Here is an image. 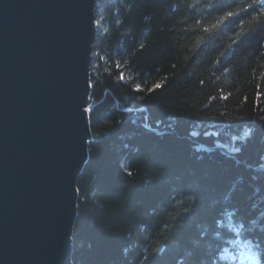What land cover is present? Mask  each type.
<instances>
[{
  "label": "trees",
  "instance_id": "obj_1",
  "mask_svg": "<svg viewBox=\"0 0 264 264\" xmlns=\"http://www.w3.org/2000/svg\"><path fill=\"white\" fill-rule=\"evenodd\" d=\"M95 16L92 140L77 181L72 264H227L223 249L251 222L242 190L264 192L260 6L97 0ZM159 81L164 86L149 91ZM214 139L234 141L237 161L196 160L195 145ZM133 146L136 153L121 157ZM237 175L250 184L236 189Z\"/></svg>",
  "mask_w": 264,
  "mask_h": 264
},
{
  "label": "water",
  "instance_id": "obj_2",
  "mask_svg": "<svg viewBox=\"0 0 264 264\" xmlns=\"http://www.w3.org/2000/svg\"><path fill=\"white\" fill-rule=\"evenodd\" d=\"M97 0H0V264H72Z\"/></svg>",
  "mask_w": 264,
  "mask_h": 264
},
{
  "label": "bare ground",
  "instance_id": "obj_3",
  "mask_svg": "<svg viewBox=\"0 0 264 264\" xmlns=\"http://www.w3.org/2000/svg\"><path fill=\"white\" fill-rule=\"evenodd\" d=\"M156 132L161 133L160 131H156ZM212 134L218 135V133L216 131L212 132ZM233 143H234V141H231V144H229L228 142L224 143V142H221V141L214 139L212 144H199L198 146H201L207 150H211L210 154H209L210 156H213V157L226 156V157H229L230 159H234L237 161V159H236L237 154H239L240 152H239L237 147L233 148ZM218 151L221 154L218 153ZM213 152H217V153L215 154ZM204 159H206V158H204ZM262 165H264V164H262ZM257 168L260 169L261 164H259L257 166ZM237 176H238L237 177L238 180H237V183L235 184V188L238 186V184L240 183V180L242 179L241 175H237ZM231 191L234 192L235 190L232 189ZM236 192H238V191H236ZM250 193H251L250 191H246L243 194H241V196H239V199H242L244 201V203L246 204V207L249 205L250 202L248 201L247 197H244V195L246 194V196H247ZM261 193H262V191H261ZM255 195L256 196H250L249 197V200L253 201L252 204L254 207V208H251L250 218H251V224L258 225V227H255V231H254L255 240L258 241L259 236L263 237V227L261 225H262V222L264 220V192L261 194V195H263V197L258 196V195H260V192L255 194ZM245 208H243V209H245ZM248 209H250V207ZM258 209H260V212L258 211Z\"/></svg>",
  "mask_w": 264,
  "mask_h": 264
},
{
  "label": "rangeland",
  "instance_id": "obj_4",
  "mask_svg": "<svg viewBox=\"0 0 264 264\" xmlns=\"http://www.w3.org/2000/svg\"><path fill=\"white\" fill-rule=\"evenodd\" d=\"M96 5H97V2H96ZM95 18H96V16H95ZM95 24H96V20H95ZM96 27H97V25H96ZM97 29H98V27H97ZM97 37H98V34H97ZM97 40V39H96ZM93 47H94V44H93ZM92 58H93V52H92ZM92 65V64H91ZM90 83H91V81H90ZM90 105H91V95H90V102H89V104L86 106V108H89L90 107ZM89 113V112H88ZM137 123V122H136ZM133 131V133H135V131H137V125L136 126H133V129H132ZM249 135H250V132L249 131H246L244 134H243V136H241V138L240 139H245V138H247V137H249ZM128 146V145H127ZM129 146H132L131 144L129 145ZM134 147V146H133ZM133 147H131L132 149L131 150H136V151H131V150H127V152L125 151V150H123V155L121 154V157H125V158H127L128 156H130V154H131V152H134V153H136L137 151H138V148H133ZM129 148V147H128ZM191 153H192V151H191ZM193 154H194V156H198L197 157V159L196 160H198V161H204V160H206V159H204V158H207V159H209V157H210V159H211V156H207L206 154H204V153H202V152H196V151H194L193 152ZM189 157L190 158H194L193 157V155L192 154H190L189 155ZM88 159H89V154H88ZM88 161V160H87ZM87 163V162H86ZM240 182L243 184V183H249L250 184V181H248V179L247 178H244V179H241L240 180ZM248 184V185H249ZM252 185V184H251ZM253 188H255L254 186H253ZM237 190L235 189V194H237L238 192H236ZM246 191H251V189H247V186H245V188L242 190V192H246ZM260 192V194H261V190L259 189V188H255L254 190H252V192L250 193V194H248L247 196H246V194L244 195V197H247L248 198V201L250 202L249 203V205L248 206H250V208H254L253 207V201H251V200H249V197L250 196H256L255 194H257V193H259ZM79 196V195H78ZM258 196H260V195H258ZM261 197V196H260ZM259 197V198H260ZM224 200H226V198H224ZM232 201L234 202V203H240L239 201H237L236 199H232ZM230 203H232V202H230ZM231 205V204H230ZM258 211L260 212V209H258ZM76 220V219H75ZM232 223V221H228V225L229 224H231ZM75 224V223H74ZM251 225V223H249V224H247V226H245V228L243 229V231H245L244 233L246 234V236H251L252 234L254 235V232H251V231H249V229L250 230H254L255 231V227H253L252 225ZM242 228H243V225H242ZM74 230V229H73ZM222 254H223V259L225 260V254H224V249H223V251H222Z\"/></svg>",
  "mask_w": 264,
  "mask_h": 264
},
{
  "label": "snow or ice",
  "instance_id": "obj_5",
  "mask_svg": "<svg viewBox=\"0 0 264 264\" xmlns=\"http://www.w3.org/2000/svg\"><path fill=\"white\" fill-rule=\"evenodd\" d=\"M253 4L260 6V15H264V0H253ZM251 6H252V5H249V7H251ZM232 15H233V13H231V12L228 13V16H232ZM212 27L215 28L216 25H212ZM204 31H205V32H208V31H210V29L205 28ZM119 78H120V80H122V81L125 79L123 73L120 74V77H119ZM163 86H164V82H163V81L156 82V83L152 86V88L149 89V91H154V90H156V89H161ZM136 90H137V91H140V90H141L140 85H136ZM227 98H228L227 96H224V97H223V99H225V100H226ZM91 110H92L91 107L85 109L86 112H89V111H91ZM261 119H264V117H261ZM128 175H131V173H128Z\"/></svg>",
  "mask_w": 264,
  "mask_h": 264
}]
</instances>
